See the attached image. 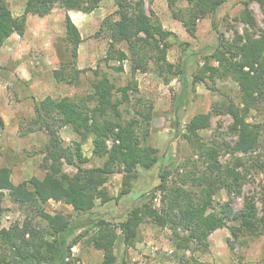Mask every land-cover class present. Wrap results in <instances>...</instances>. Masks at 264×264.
I'll return each instance as SVG.
<instances>
[{
    "label": "trees",
    "instance_id": "trees-1",
    "mask_svg": "<svg viewBox=\"0 0 264 264\" xmlns=\"http://www.w3.org/2000/svg\"><path fill=\"white\" fill-rule=\"evenodd\" d=\"M102 1L27 0L24 13L15 16L7 0H0V47L12 34L24 35L28 15L44 17L56 6H60L67 12L64 41L69 54L60 68L54 70V76L59 81L79 84L81 74L90 68L78 67L79 45L83 38L68 12L77 10L90 13ZM178 1L168 0L169 8L173 17L182 22L192 36L195 35L198 21L215 15L228 0H187L186 8H176ZM114 3L118 17L108 16L100 26V32L110 39L107 54L102 60L106 65L116 62L112 67L118 72H123L125 61H130L132 77L127 84L117 86L107 73L97 68L94 70L96 78L91 81L92 92L79 100L67 96H46L36 103V116L29 130H43L48 135V143L42 152L46 173L43 177L34 175L29 180L15 184L12 168L1 165L0 203L4 191L8 190L16 202L35 208L44 224L33 227L29 223H16L0 228V251L3 248L6 251L0 252V264H71V244L68 238L77 228H84L87 224L88 228L95 229L91 244L103 252L100 264L117 262L114 250L117 229L123 233L126 247H132L139 238V226L147 220L159 226H170L175 236L185 241L184 244L179 242V247L187 246L188 241L192 240L208 247L210 235L225 227L234 235V241L241 245L248 242L246 237L264 234V217L259 216L257 204L250 197L239 211H234L230 201H227L220 210L213 211L208 217L200 214L201 209L212 206L213 196L221 187H227L229 193L240 191L250 171L242 156H236L232 165H223L218 160L220 148L223 145L229 146L233 154L252 156L259 147L262 126L249 121V117L264 102V28L258 36L248 33V30L245 34L235 31L232 41L220 33L217 48L205 56L204 65L193 76V83L230 78L239 87L238 100L230 98L215 104L210 111L194 115L186 125L185 137L195 142L199 131L210 127L213 115L227 113L233 119L231 129L237 134L234 146L228 143L221 146L199 145L204 149L205 162L211 173L202 179L203 186L198 198L193 197L185 188L168 187L167 174L162 173L158 189L164 193L165 205L159 209L147 203L137 206L128 211L118 223H111L101 216L93 218L91 214L71 220L63 213L52 214L43 208L45 203L55 200L71 205L77 215L90 213L98 198L104 201L107 199L102 187L110 175L118 171L124 173L118 195L121 197L131 191V183L137 177L138 168L149 170L159 162L158 149L145 142L148 130L143 131L137 117L125 119L121 109L123 104L130 103L133 96L139 93L137 72L154 69L168 79L177 76L182 85V105L189 94L185 66L177 70L168 61V51L172 47L170 38L174 32L163 26L153 10L147 11L144 0H114ZM244 4L238 19L249 27L258 28L249 2L245 1ZM122 43L127 45V50L119 47ZM140 113L149 125L151 111ZM66 125L72 126L82 137L92 135L93 154L105 158L102 165L84 167L90 158L84 153L82 141L75 140L72 144H66L60 135V129ZM0 126H5L1 114ZM252 161L251 166L264 173V159L257 156L252 157ZM65 164L76 167L77 171L73 174L65 171ZM181 232H187V235L182 237ZM229 245L235 247L232 239H229Z\"/></svg>",
    "mask_w": 264,
    "mask_h": 264
},
{
    "label": "rangeland",
    "instance_id": "rangeland-1",
    "mask_svg": "<svg viewBox=\"0 0 264 264\" xmlns=\"http://www.w3.org/2000/svg\"><path fill=\"white\" fill-rule=\"evenodd\" d=\"M147 11L153 10L160 18L163 26L174 32L170 41L172 47L168 51V61L177 70L185 66L188 79L189 94L182 105L180 94L182 85L176 76L170 79L160 76L150 69L147 72H137L139 93L131 102L121 106L125 119L137 117L141 121L143 131L148 130L147 144L159 151L160 160L151 169L138 168L137 177L132 180L131 191L118 197L122 188L123 172L110 175L102 190L107 199L98 198L95 208L89 213L77 215L71 205L50 200L43 205L49 213H63L71 220H78L90 214L93 218L103 217L111 223H118L131 209L147 203L155 208H162L164 193L158 189L161 174H167V186L185 188L198 198L202 190V179L209 176V170L200 144L228 143L234 146L237 134L232 131V117L227 114L213 115L210 127L201 129L195 142L187 140L186 125L190 119L205 113L226 99L238 100L239 87L232 79H217L194 82L193 76L204 65L205 56L211 54L218 46L219 34L232 41L235 31L258 36L264 28V0H228L215 15H209L198 21L195 35H190L182 22L175 19L169 8L168 0H144ZM248 1L250 10L256 18L258 28L249 27L238 19ZM263 1V2H262ZM15 16H21L27 0H7ZM187 0H179L176 8H186ZM114 0H104L100 6L90 13L71 10L68 13L79 27L83 41L79 45L78 67L90 68L81 74L79 84H69L59 81L54 76V70L60 68L67 59L69 50L66 48L65 17L66 10L56 6L47 16L28 15L25 33L12 34L0 47V114L5 126H0V166L12 168V179L15 184L29 180L36 175L43 177L46 168L43 165V150L48 143V135L43 130L30 131L32 119L35 118V105L46 96L54 98L70 97L79 100L80 97L92 92L91 81L96 78L95 69L107 73L117 86H123L131 79V62L125 61L124 71L113 69L116 63L106 65L102 60L107 54L110 39L102 32V21L115 14ZM77 12V13H75ZM256 32V33H255ZM127 50V45H119ZM259 109H254L249 121L261 124L259 147L254 155L233 154L232 147L222 146L218 160L223 165H232L236 156H242L246 166L250 168L240 191L229 193L227 187H221L213 196L211 207L203 208L200 214L208 217L213 211L230 201L234 211H239L245 205L248 197L253 198L258 207L260 217H264V173L253 168L252 157L264 159V102ZM151 111L152 116L147 125L140 112ZM60 135L66 144L75 140L82 141L83 150L90 161L84 167L102 165L105 158L93 154L92 135L82 137L72 126L66 125L60 129ZM65 171L73 174L76 167L65 164ZM241 170V169H240ZM243 171V170H241ZM0 203V228L13 224L29 223L40 227L44 222L37 210L27 204L16 202L8 190L4 191ZM155 196V197H154ZM150 218V216L148 217ZM77 228L70 235L71 264H100L103 252L91 244L95 229ZM85 230H88L86 233ZM138 240L132 247H126L124 235L117 229V240L114 250L117 255L116 264H264V234L246 237L244 245L234 241L230 229H217L209 237V245L205 247L196 241H188L187 246L179 247L181 238L175 236L170 226H159L150 220L139 226ZM182 237L187 232H181ZM229 239L235 243L232 248ZM74 242V243H73ZM5 253V248L1 249Z\"/></svg>",
    "mask_w": 264,
    "mask_h": 264
},
{
    "label": "crops",
    "instance_id": "crops-1",
    "mask_svg": "<svg viewBox=\"0 0 264 264\" xmlns=\"http://www.w3.org/2000/svg\"><path fill=\"white\" fill-rule=\"evenodd\" d=\"M75 13H77V12H75ZM70 15H72L71 12H70ZM72 17H73V16H72Z\"/></svg>",
    "mask_w": 264,
    "mask_h": 264
}]
</instances>
